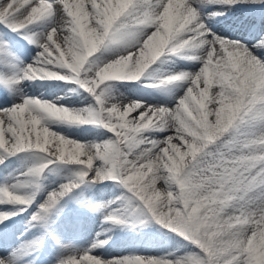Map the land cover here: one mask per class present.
Wrapping results in <instances>:
<instances>
[{
	"label": "snow or ice",
	"instance_id": "obj_1",
	"mask_svg": "<svg viewBox=\"0 0 264 264\" xmlns=\"http://www.w3.org/2000/svg\"><path fill=\"white\" fill-rule=\"evenodd\" d=\"M42 254L264 264V0H0V264Z\"/></svg>",
	"mask_w": 264,
	"mask_h": 264
},
{
	"label": "rangeland",
	"instance_id": "obj_2",
	"mask_svg": "<svg viewBox=\"0 0 264 264\" xmlns=\"http://www.w3.org/2000/svg\"><path fill=\"white\" fill-rule=\"evenodd\" d=\"M55 92V91H54ZM70 134H72V132L70 131ZM93 225L91 227L92 230H99V220L98 219H93ZM90 234H94V232H91ZM133 247H139V244H133V243H129L127 245H116L113 248V254L119 255V254H127V252L129 250H131ZM37 264H48V257L46 254H42L40 256L39 261L37 262Z\"/></svg>",
	"mask_w": 264,
	"mask_h": 264
},
{
	"label": "bare ground",
	"instance_id": "obj_3",
	"mask_svg": "<svg viewBox=\"0 0 264 264\" xmlns=\"http://www.w3.org/2000/svg\"><path fill=\"white\" fill-rule=\"evenodd\" d=\"M69 131H71L72 133H74L76 130L73 129V130H69Z\"/></svg>",
	"mask_w": 264,
	"mask_h": 264
}]
</instances>
